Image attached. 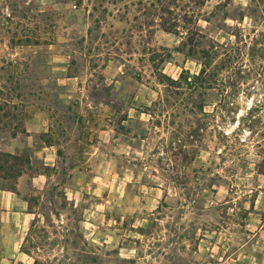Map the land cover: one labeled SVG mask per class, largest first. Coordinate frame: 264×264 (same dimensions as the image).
Masks as SVG:
<instances>
[{
	"label": "rangeland",
	"instance_id": "1",
	"mask_svg": "<svg viewBox=\"0 0 264 264\" xmlns=\"http://www.w3.org/2000/svg\"><path fill=\"white\" fill-rule=\"evenodd\" d=\"M139 1L0 0V186L57 171L48 132L56 181L85 185L29 195L24 253L0 264H264V17L205 0L197 77L185 30ZM38 109L52 133L27 131Z\"/></svg>",
	"mask_w": 264,
	"mask_h": 264
},
{
	"label": "crops",
	"instance_id": "2",
	"mask_svg": "<svg viewBox=\"0 0 264 264\" xmlns=\"http://www.w3.org/2000/svg\"><path fill=\"white\" fill-rule=\"evenodd\" d=\"M34 121L27 125V131L37 133L47 125L45 132L52 133L53 122L49 113L38 109L34 114ZM49 142L44 141L41 147V155L47 167L55 168L58 171L60 151L56 140L49 132ZM77 141L80 138L77 137ZM38 171L35 173L21 172L18 174L15 186L7 188L0 186V262L8 261V256L16 257L23 254V243L31 230L35 219V211L30 209L29 195H39L40 198L57 185L65 191V195L72 194L77 197L85 189L82 183L83 173L80 169L74 170L67 179L61 178L56 181L57 173ZM68 199H73L69 198Z\"/></svg>",
	"mask_w": 264,
	"mask_h": 264
},
{
	"label": "trees",
	"instance_id": "3",
	"mask_svg": "<svg viewBox=\"0 0 264 264\" xmlns=\"http://www.w3.org/2000/svg\"><path fill=\"white\" fill-rule=\"evenodd\" d=\"M187 1L188 0H151L149 2H143L140 0L138 4L140 5V13L149 20V22H145L146 24L154 22V19L157 17L160 20L159 24L166 31L179 33L181 28L185 30L186 40L184 44L189 46L190 50L197 51V53L200 52V55L195 57L201 64L200 74L197 75V77H200L206 74L211 66L212 59L217 54L214 50L216 46L212 44L215 40L209 37L199 24L201 6L205 0H196L192 8H189V3ZM230 1L231 0L220 2L219 5H228ZM251 2L252 6H254V11L257 9L260 10L264 17V0H251ZM177 4V11H174L173 5L176 6ZM244 16L245 14H242L241 18L243 19ZM205 40L212 41V43L208 44L207 47H203ZM238 40L239 37L236 36V42H238ZM190 50L189 53L192 52ZM232 58L233 56L225 59L226 65L231 68L233 66L237 67V64H232L234 61V58ZM185 71L186 70L183 69L180 77L183 76ZM8 156L12 155L8 154Z\"/></svg>",
	"mask_w": 264,
	"mask_h": 264
}]
</instances>
